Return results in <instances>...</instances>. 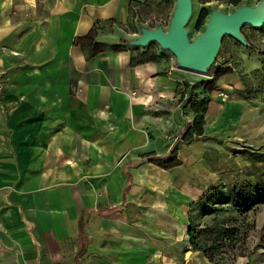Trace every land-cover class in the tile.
Segmentation results:
<instances>
[{
	"label": "crops",
	"instance_id": "0c3cea01",
	"mask_svg": "<svg viewBox=\"0 0 264 264\" xmlns=\"http://www.w3.org/2000/svg\"><path fill=\"white\" fill-rule=\"evenodd\" d=\"M129 1L0 0V117L14 154L8 168L0 157V264H127L147 227L178 226L189 202L225 179L224 136L242 102L209 99L202 135L161 169L146 156L167 155L164 132L183 124L167 59L132 65L142 48L128 45L86 59L72 45L94 20L125 23ZM218 1L205 7L233 8ZM227 83L237 89L233 76L216 81Z\"/></svg>",
	"mask_w": 264,
	"mask_h": 264
},
{
	"label": "rangeland",
	"instance_id": "374dc122",
	"mask_svg": "<svg viewBox=\"0 0 264 264\" xmlns=\"http://www.w3.org/2000/svg\"><path fill=\"white\" fill-rule=\"evenodd\" d=\"M204 0H191V15L186 24V28L189 30V37L196 35L203 28V23L199 29L193 28L194 22L199 8L205 7L206 4L202 3ZM247 3H254L256 0H245ZM219 5L226 10H229L231 6L227 1H218ZM244 3V0L242 1ZM205 4V5H204ZM174 6L173 0H144L142 2L132 3L128 11L127 20L125 23H107L98 26V39L106 46H121L125 45L123 40L131 38L138 34L137 26L139 24L146 25L148 27H154L160 24L166 28L171 11ZM233 6V5H232ZM236 6H233V8ZM243 32L247 36L249 42L253 46V50H248L243 46H237L233 40L226 37L223 41L221 48L208 71L207 74H200L184 69L177 68L175 65L174 57L165 50H161L163 57L168 61V71L179 82H185L188 86L187 91L183 93L179 98L175 93V106L178 113V120L180 128L184 122H190L192 120V112L189 109V103L198 102L201 99H217L214 97V89L211 91H204L203 86L206 81L210 80L214 76L217 70L222 68H230L229 73L225 75L233 76L237 82V89H233L232 84H222L225 87L231 88L227 90L229 100H238L242 102L241 110L243 111V118L236 123L234 132L227 133L225 138V148L227 151L226 160L221 159L219 163L220 169L223 170L224 181L219 184H241L245 181H252L255 173L264 170L263 163L256 161L254 163L249 162L244 156L239 155L237 152L242 147H248L252 149H258L264 151V92L258 89L257 84L250 79L248 74L251 70L258 67L257 55L262 57L264 54V24L259 27L247 26L243 29ZM146 51L142 53V59H148L150 52L158 48L154 42L149 43L146 46ZM159 49V48H158ZM135 55L138 54L137 48ZM160 50V49H159ZM173 67V69H169ZM175 67V68H174ZM211 76V77H209ZM223 76V75H222ZM245 76L251 85L253 90L249 95H244L242 86L239 81V77ZM1 79H4V75L0 73V91L4 89V83ZM218 80V79H217ZM216 80V81H217ZM219 87V86H218ZM254 90L256 92H254ZM218 100V99H217ZM208 102V101H207ZM206 102V105H207ZM220 102V101H218ZM225 102H220L222 105ZM9 109V108H8ZM0 157L3 159L4 168L10 167L14 158L12 147L10 146L11 133L6 127V118L0 117ZM171 137L176 136L175 141L166 138L171 143H167L169 149L172 150L175 146L181 143L179 134L172 133L170 130L164 132ZM238 155V158H236ZM4 185H8L9 181L4 182ZM225 208V207H224ZM187 210L186 212H180L178 217V226L165 227L163 229H153L147 227L146 236L140 240L139 245L132 244V253L128 254L127 264H212L198 252L191 251L187 246L186 237V223H187ZM227 214L224 211H217L210 215L201 218V224L213 225L216 228L225 226ZM246 220L248 222L253 221V229L248 232L246 239V255L244 257H236L231 264H264V202L257 203L252 206L245 213ZM239 218V216H237ZM143 232V230H140ZM4 247L0 244V252ZM126 264V263H125Z\"/></svg>",
	"mask_w": 264,
	"mask_h": 264
},
{
	"label": "trees",
	"instance_id": "16d2710c",
	"mask_svg": "<svg viewBox=\"0 0 264 264\" xmlns=\"http://www.w3.org/2000/svg\"><path fill=\"white\" fill-rule=\"evenodd\" d=\"M208 1L209 0H204L202 3ZM242 1L243 0H227V3L237 6L242 4ZM135 2L137 1H129L128 11L131 4ZM246 2L247 1L244 0V3ZM208 11L206 7L199 8L193 26L195 30L199 29L202 25ZM107 23L116 22H114V20L102 22L94 20L90 29L84 35L73 38L72 45L80 47L86 59L103 50L117 51L120 49L119 46H106L103 42L96 39L98 26ZM245 27L247 26L242 27L241 33L249 45L245 48L251 51L253 50V46L243 32ZM225 38L226 37H223L220 48ZM233 42L235 45L241 46L234 40ZM146 49L147 48L144 47L138 54L132 56L129 63L134 65L145 61H156L158 58L162 57V51L158 53L151 51L148 59H142L141 55ZM257 56L258 67L251 70L248 74L251 77L250 79L257 84L256 87L264 92V54L262 57H259V55ZM229 69L230 68L225 67L217 70L214 76L205 82L203 86L204 91H211L215 87L214 84L216 80L222 75L229 73ZM239 81L244 95H249L253 90L251 83L245 79V76L239 77ZM187 89L188 86L185 82L176 81L175 93L179 98L182 97ZM254 92L256 91L254 90ZM207 101L208 99H201L198 102L189 103V109L193 116L190 122L188 121L182 124L179 133L181 142H189L202 135V125L204 123L203 115L206 110ZM262 102H264V98ZM175 153L176 151L174 148L165 156L159 157L149 154L146 156V159L157 167L167 170L180 164L176 159ZM237 153L244 156L251 163L260 161L264 166V151L242 147ZM125 189L126 186L124 190ZM261 202H264V170L255 173L252 181H245L241 184L234 185L217 184L209 187L199 198L188 204L185 230L187 246L191 251L200 253L212 264H231L236 257H244L247 253V235L254 227L253 221L248 222V220H246L245 213L252 206ZM217 211H224L227 214L224 227L216 228L213 225L201 224L200 220L202 217L210 215L211 213H216ZM237 216H239V218H237ZM83 251L84 246L80 245L76 250V256H79Z\"/></svg>",
	"mask_w": 264,
	"mask_h": 264
},
{
	"label": "water",
	"instance_id": "95a60500",
	"mask_svg": "<svg viewBox=\"0 0 264 264\" xmlns=\"http://www.w3.org/2000/svg\"><path fill=\"white\" fill-rule=\"evenodd\" d=\"M166 28L160 24L137 26L138 34L124 39L132 47H146L154 42L160 50L168 51L177 68L207 74L220 48L223 37H230L243 47L248 43L241 33L243 26L259 27L264 23V0L242 3L229 11L210 7L203 28L189 37L186 24L191 15V0H173Z\"/></svg>",
	"mask_w": 264,
	"mask_h": 264
},
{
	"label": "built area",
	"instance_id": "2783aa9c",
	"mask_svg": "<svg viewBox=\"0 0 264 264\" xmlns=\"http://www.w3.org/2000/svg\"><path fill=\"white\" fill-rule=\"evenodd\" d=\"M169 69H173V67H170ZM209 77H211V76H209ZM213 95L220 102H225L227 100V98L229 97L227 90L222 88V87H218V86L215 87ZM166 138H168V139L170 138L171 141H175L177 137L176 136L171 137V135H166Z\"/></svg>",
	"mask_w": 264,
	"mask_h": 264
}]
</instances>
